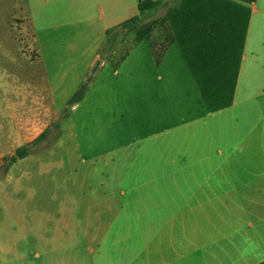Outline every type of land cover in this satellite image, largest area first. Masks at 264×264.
I'll return each mask as SVG.
<instances>
[{"label":"rangeland","instance_id":"rangeland-1","mask_svg":"<svg viewBox=\"0 0 264 264\" xmlns=\"http://www.w3.org/2000/svg\"><path fill=\"white\" fill-rule=\"evenodd\" d=\"M171 4L146 13L143 23L163 18ZM29 19L25 0H0V264H20L14 244L25 245L23 238L35 234H44L50 245L29 247L31 263L52 264L57 257L65 263H87L92 249L120 241L135 248L144 243L139 238L144 230L178 210L143 205L183 199L207 177L213 178L209 184H216L218 176L202 175L201 170H215L222 163L219 151L263 150L264 143L252 141L264 137V78L256 79L247 70L233 108L210 114L204 107L207 117L202 121L167 132L196 119V101L204 102L191 77L192 101H183L182 92L175 91L184 81L168 74L189 72L178 46L157 67L148 42L133 46L129 34L110 53L100 52V63L119 62L133 46L120 70L115 74L111 63L101 72L99 67L84 101L60 130L53 129L89 76L93 38L83 47V27L65 29L77 44L74 57H80L70 63L61 59L67 54L59 53L64 50L59 45L56 55L40 52ZM160 35L156 31L154 40ZM49 127L50 137L5 173L4 158ZM232 162L227 167L238 166ZM183 163L196 174H179ZM246 165L240 159L239 166ZM63 233L64 250L52 252V243L61 241L52 237Z\"/></svg>","mask_w":264,"mask_h":264},{"label":"crops","instance_id":"crops-1","mask_svg":"<svg viewBox=\"0 0 264 264\" xmlns=\"http://www.w3.org/2000/svg\"><path fill=\"white\" fill-rule=\"evenodd\" d=\"M151 1L163 2L166 6L170 0ZM232 1L247 6L251 10V17L235 101L231 108L237 104L244 72L249 70L254 78H264V0ZM25 5L30 17L28 29L31 30L41 53L56 55L55 48L59 45L64 48L59 53L67 54L64 56L66 58L61 59L74 63L80 60V57H74L78 56L74 55L78 52V48H75L77 44L72 43V37L65 29L69 26H82L85 33L79 41L83 47L87 40L93 38L92 45L88 48L91 55L87 66L89 76L97 63L102 61L100 52L104 48L107 31L119 28L124 22L139 15V0H25ZM73 37L77 38V35ZM46 45L52 46L53 50L48 52ZM175 46L178 44L169 47L164 59ZM66 47L69 49L65 50ZM180 60L184 61L182 52ZM110 63H100V72ZM119 70L120 68L115 74ZM168 75L184 81L182 89L175 91L182 92L183 101H192L189 92L194 91V85L190 77L193 81L194 79L190 71L181 70L179 74L172 72ZM163 78L159 77V80ZM196 103L200 107L195 112L196 119L184 120L166 131L191 126L206 118V106H203L199 99ZM187 110H191V107ZM221 112L223 111L218 113ZM188 113L191 117L192 113ZM259 139L256 137L252 142L264 143V137ZM261 149L263 150L243 152L236 148L225 155L219 151L218 157L223 159L222 163L218 162L215 170H201L202 175L218 176L216 184H209L213 178L207 177L206 182L199 188H189V194L183 199L161 200L156 204L143 205L178 208L143 231V236H139L144 239L143 244L130 248L122 246L124 243L120 241L92 249L87 263L74 264H264V147ZM240 159L249 165L239 166ZM229 160H233L232 164L236 163L238 166L227 167ZM179 171L182 175L196 174L193 169L186 167L185 163ZM176 173L178 172L174 171L171 174ZM185 190L187 191V186ZM64 238V233L60 234V237H52L55 240L61 239L58 243H52V252H58L59 248L64 250ZM23 239L26 240L25 245L14 244L16 260L20 264H48L31 263L28 250L32 245L48 248L49 238L44 234H35ZM28 239L31 240L27 242ZM52 264L70 263H65L64 258L57 257Z\"/></svg>","mask_w":264,"mask_h":264},{"label":"trees","instance_id":"trees-1","mask_svg":"<svg viewBox=\"0 0 264 264\" xmlns=\"http://www.w3.org/2000/svg\"><path fill=\"white\" fill-rule=\"evenodd\" d=\"M173 2L161 19L143 23L146 13L157 11L163 2L139 0V15L124 22L119 28L108 30L101 52L110 53L122 45L127 35L134 36L133 46L147 41L155 63L159 67L165 53L173 44H178L183 59L190 71L207 110L214 114L233 106L244 57L251 10L232 0H170ZM160 31V41L154 40ZM129 47L119 62L111 61L117 71L126 61ZM100 63L67 101L60 120L53 124L57 131L62 121L70 118V112L82 103L95 81ZM47 128L33 142L18 148L11 156L5 157V173L19 161L28 158L34 148L45 142L51 135Z\"/></svg>","mask_w":264,"mask_h":264}]
</instances>
